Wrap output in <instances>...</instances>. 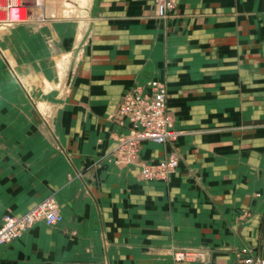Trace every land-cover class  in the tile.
<instances>
[{
  "label": "crops",
  "instance_id": "0c3cea01",
  "mask_svg": "<svg viewBox=\"0 0 264 264\" xmlns=\"http://www.w3.org/2000/svg\"><path fill=\"white\" fill-rule=\"evenodd\" d=\"M92 11L85 42L67 17L55 42L51 26L0 31V224L50 197L63 214L0 245V264H236L238 248L264 259V0H178L165 20L154 0ZM55 49L72 53V87L46 123L8 58L51 81ZM151 77L183 131L140 143L142 161L179 153L165 181L110 160L128 131L122 96ZM196 247L209 259L174 257Z\"/></svg>",
  "mask_w": 264,
  "mask_h": 264
},
{
  "label": "built area",
  "instance_id": "2783aa9c",
  "mask_svg": "<svg viewBox=\"0 0 264 264\" xmlns=\"http://www.w3.org/2000/svg\"><path fill=\"white\" fill-rule=\"evenodd\" d=\"M177 3L178 0H155L156 14L167 18L175 10ZM6 18L11 22V13H8ZM167 94V83L160 78L151 77L144 83H136L125 91L114 116L118 118V124L127 127L128 131L118 137L110 160L116 164L140 166V177L145 180L168 179L179 166L180 155L176 150L157 161H142L139 156V144L142 141L151 140L166 144L175 141L182 132L176 127L174 115L168 109ZM62 220L63 214L54 197L40 202L24 214L7 213L0 224V245L20 237L40 221L54 226ZM197 253L202 259L209 258L207 251ZM192 254L179 253L175 258L185 259ZM243 258L244 256L239 257L241 261L239 260L238 264L264 262L253 255L245 260H242Z\"/></svg>",
  "mask_w": 264,
  "mask_h": 264
},
{
  "label": "rangeland",
  "instance_id": "374dc122",
  "mask_svg": "<svg viewBox=\"0 0 264 264\" xmlns=\"http://www.w3.org/2000/svg\"><path fill=\"white\" fill-rule=\"evenodd\" d=\"M54 1L57 6V13L55 14V17H50L45 12L46 11L45 0H16L15 1L16 3L15 2L12 3L13 2L12 0H0V20H1L0 21V31H3L4 29H8L13 26H14V29L18 27H25V28L34 27V29H37L40 27L42 28L43 26L45 27L51 26V29L54 30V26L57 25L56 23L59 21V19H63V17H67L68 19L69 18L72 19L71 24L72 25L74 24V26L77 28V29L75 28L76 29L75 32L77 31L76 38L79 41L85 42L86 37H87V32H88L87 31L88 30L87 29V26H88L87 19L88 18L86 19L84 17L85 15H88V13H95L92 11V5L94 4V0H54ZM154 7H155V0H154ZM13 8H20V12L17 15H14L13 10H12ZM8 13H11V22L8 21V19L6 18ZM155 13H156V10H155ZM162 19L165 20L167 18H162ZM52 30H51L52 32L51 41L55 42L56 39H59V37L55 33V30L54 31ZM78 45H80V43ZM60 52L61 51H58L57 49H55L52 51L51 56H50L52 60V64L54 65V68H55V73H56L55 78L51 81L50 80L48 81V79L46 80L41 75L40 77L37 75H34L33 73H30L29 71L26 73L20 72L16 65V61L13 60L11 56H9L8 58L13 66L11 68L12 69L14 68L13 69L14 75L17 76V78L20 80V83L24 85L25 88L28 89L29 93L32 95L31 98H32V102L34 103V106L36 107L38 112H40V115L42 116V118H44V121L46 123H48V120L54 119V117L56 116V112H58V109H59L58 104L60 100V95L70 90V88L72 87L71 81L69 80L66 81L64 79L65 72H66L65 69L67 65L73 61L72 53L67 54V52L62 51L61 54H59ZM57 59H60V61L58 60L57 62ZM50 93L54 94L55 97L49 98L48 94ZM167 100H168V94H167ZM181 133L178 135V137L181 135ZM175 141H172L166 144H171ZM139 147H140V144H139ZM169 152L167 154H169ZM167 154L165 155V157L167 156ZM155 180H160V179H155ZM165 180H168V179H165ZM199 250L200 252H203L204 250L208 251L207 249L203 247H196V249L181 248V249L175 250L174 257L179 253L188 252L190 254L192 253L194 254L187 256V258L185 259H194V260H201V261L208 260L209 258L202 259L200 255H197L198 254L197 252H199ZM237 250H239L238 252L240 251L242 252L241 256H244L242 260H245V258L247 259V257H250V255H253L250 250L246 251L242 248L241 249L238 248ZM239 257L237 259L236 264H238L239 260L241 261ZM177 260H184V259H177ZM262 261H264V259H262ZM246 264H249V263H246ZM259 264H264V262H259Z\"/></svg>",
  "mask_w": 264,
  "mask_h": 264
},
{
  "label": "bare ground",
  "instance_id": "6f19581e",
  "mask_svg": "<svg viewBox=\"0 0 264 264\" xmlns=\"http://www.w3.org/2000/svg\"><path fill=\"white\" fill-rule=\"evenodd\" d=\"M12 1H13L12 3H14L16 0H12ZM45 6H46L45 12L47 13V15L50 17H55V14L57 13V6H56L55 1L54 0H45ZM12 10H13L14 15H17L20 12V8H13ZM7 53H10V52H7ZM58 60L60 61V59H57V62H58Z\"/></svg>",
  "mask_w": 264,
  "mask_h": 264
}]
</instances>
